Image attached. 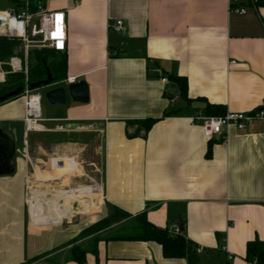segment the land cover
Masks as SVG:
<instances>
[{
    "label": "crops",
    "instance_id": "obj_1",
    "mask_svg": "<svg viewBox=\"0 0 264 264\" xmlns=\"http://www.w3.org/2000/svg\"><path fill=\"white\" fill-rule=\"evenodd\" d=\"M41 3L65 13L66 76L34 89L40 131L24 135L22 94L0 104V128L14 130L17 152L12 172L0 173V264H77L64 245L89 225L73 219L80 195L89 216L118 208L145 212L157 227L182 221L184 237L202 247L200 264H223L227 253L244 264L247 242L264 241V120L206 137L188 117L205 101L264 110V6L239 0L238 14L227 0ZM166 75L186 78L188 105L170 102ZM68 77L86 82L88 101L47 103L42 94ZM168 106L178 112L163 116ZM146 119H156L147 130ZM96 251L87 264H186L155 241L99 240Z\"/></svg>",
    "mask_w": 264,
    "mask_h": 264
},
{
    "label": "trees",
    "instance_id": "obj_2",
    "mask_svg": "<svg viewBox=\"0 0 264 264\" xmlns=\"http://www.w3.org/2000/svg\"><path fill=\"white\" fill-rule=\"evenodd\" d=\"M42 0H0V4L9 6L14 11L26 7L29 12H34L39 2ZM256 6H264V0H252ZM20 42L14 38L0 36V65L5 72V81L0 83V96L4 93L14 90L18 87L23 89L25 78L28 85L30 83L42 80L46 77V68L53 77L54 82H58L66 76V59L59 51L48 48H32L28 52L27 72H12L8 61L15 55V51ZM170 84L176 86L178 91V99L182 100L186 105L190 99L187 96V84L184 76L166 75ZM22 94V91L19 95ZM17 95V96H19ZM10 97L5 101L16 98ZM2 102H0L1 104ZM178 110H166L163 116L176 114ZM202 113L206 116H216L225 114V109L221 104H212L205 101ZM156 119H146L143 121L147 130ZM209 153V150H208ZM91 236V246L84 248L81 244L74 243L77 238ZM99 240H124V241H155L161 245L164 257H183L186 264H200L197 248L188 241L182 232L172 234L167 227H157L150 223L145 212L136 215H130L121 209L113 208L111 212L97 219L93 223L84 227L69 243L71 246L67 249L65 260H73L77 264H87L85 255L90 251L94 256L97 255L96 243ZM43 255L34 257L31 261H35ZM244 264H264V241L255 238L246 244ZM223 264H232L229 260H225Z\"/></svg>",
    "mask_w": 264,
    "mask_h": 264
},
{
    "label": "built area",
    "instance_id": "obj_3",
    "mask_svg": "<svg viewBox=\"0 0 264 264\" xmlns=\"http://www.w3.org/2000/svg\"><path fill=\"white\" fill-rule=\"evenodd\" d=\"M239 0H227L230 11L238 14H243V7H233V3ZM4 23L0 25V36L14 38L20 42V45L15 51V55L8 61L12 72L23 71L27 72L28 52L32 48H48L54 51L62 52L66 45V23L65 13L62 10H48L41 2L38 3L34 12H29L26 7L21 8L17 12H0ZM121 20H116L112 28L119 31ZM161 80L166 82V77ZM74 82L73 77L67 78V83ZM24 97V135L29 132L41 130V122L44 120L41 113V95L31 89L25 78V84L22 89ZM176 97H170V102ZM191 123H197L201 126L206 137L222 135L226 127L230 124L237 129H243L250 121L256 119L264 120V110L257 109L253 112H225L223 115L206 116L198 111L194 115L188 117ZM57 129H62V125L55 126ZM26 144V142H24ZM27 156L26 152L23 153ZM172 234H179L180 229L174 225L170 229ZM221 249L224 250V247ZM202 247H198L197 251H201ZM232 255L227 253L226 259L230 260Z\"/></svg>",
    "mask_w": 264,
    "mask_h": 264
},
{
    "label": "water",
    "instance_id": "obj_4",
    "mask_svg": "<svg viewBox=\"0 0 264 264\" xmlns=\"http://www.w3.org/2000/svg\"><path fill=\"white\" fill-rule=\"evenodd\" d=\"M5 21L0 15V25ZM54 79L50 75L49 70L46 68V77L42 80L30 83L31 89H40L48 87L54 84ZM22 91L21 87L14 90H10L0 96V102L19 95ZM69 96L71 100L79 103H85L88 101V86L84 80H78L71 83H67L65 86H58L45 91L42 96L50 105H62L65 103L66 96ZM167 97H178V91L174 84H169V88L166 93ZM17 152L14 142V130L8 131L0 128V173L12 172L14 164L13 158ZM177 226L180 231L183 230V223L179 221Z\"/></svg>",
    "mask_w": 264,
    "mask_h": 264
},
{
    "label": "rangeland",
    "instance_id": "obj_5",
    "mask_svg": "<svg viewBox=\"0 0 264 264\" xmlns=\"http://www.w3.org/2000/svg\"><path fill=\"white\" fill-rule=\"evenodd\" d=\"M0 83L5 81V72L2 70L1 65H0ZM23 96V94L21 95ZM43 107H44V100L42 101ZM30 156H35V155H40L36 154L33 150L29 152ZM87 168V167H85ZM82 177V176H81ZM84 178V177H83ZM82 179V178H81ZM81 197L79 198V205H78V214H76V217L73 218L76 222H78V226L82 228L85 225H88L90 223H93V221H96L97 219L101 218L102 215L98 216H92V215H87L90 211L87 209L85 210L83 208V202L87 201L88 198L86 196L80 195ZM97 217V219H96ZM79 241V242H78ZM76 244H81L84 248H89L91 246V236H85V237H79L77 240L74 242Z\"/></svg>",
    "mask_w": 264,
    "mask_h": 264
},
{
    "label": "bare ground",
    "instance_id": "obj_6",
    "mask_svg": "<svg viewBox=\"0 0 264 264\" xmlns=\"http://www.w3.org/2000/svg\"><path fill=\"white\" fill-rule=\"evenodd\" d=\"M34 199V198H33ZM45 203V202H44ZM84 205V204H83ZM35 206H37L36 204H35ZM37 207H39V206H37Z\"/></svg>",
    "mask_w": 264,
    "mask_h": 264
}]
</instances>
